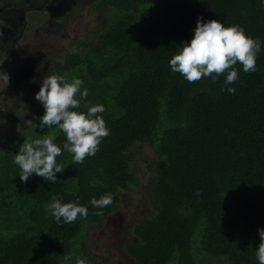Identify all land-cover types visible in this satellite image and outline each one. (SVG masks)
<instances>
[{"label":"trees","instance_id":"16d2710c","mask_svg":"<svg viewBox=\"0 0 264 264\" xmlns=\"http://www.w3.org/2000/svg\"><path fill=\"white\" fill-rule=\"evenodd\" d=\"M92 10L105 18L102 29L66 49L49 75L82 79L89 95L78 111L89 103L104 105L98 115L110 134L83 163L63 150L65 134L40 129L39 119L24 133L0 135V264L92 262L89 227L101 229L124 208L120 191L138 182L130 166L138 143L158 157L150 196L154 216L134 225L139 243L126 245L128 254L139 264H258L264 48L256 71L234 66L240 77L231 85L234 94L222 91L229 87L223 74L189 83L169 61L191 40L200 16L239 25L264 42V0H98ZM43 136L62 148L57 161L64 171L55 183L35 174L23 182L14 156L25 140ZM108 193L113 201L98 215L89 201ZM54 198L86 205L88 215L58 223L48 208Z\"/></svg>","mask_w":264,"mask_h":264},{"label":"clouds","instance_id":"9594fccd","mask_svg":"<svg viewBox=\"0 0 264 264\" xmlns=\"http://www.w3.org/2000/svg\"><path fill=\"white\" fill-rule=\"evenodd\" d=\"M193 36L190 41H185L178 54L169 61L173 72L179 73L189 83H194L202 78H211L216 81L223 74L225 85L222 91L235 93L236 88L231 85L239 80V70L234 67L238 63L243 66L244 72L256 71L258 53L264 48V42L259 38L248 36L245 29L239 25L226 26L218 19L205 21L203 16L197 18L196 27L192 30ZM25 58L24 67L28 64ZM8 76V75H7ZM9 78V77H8ZM83 80L73 77L66 78V74H51L46 76L40 90L36 93V100L40 101L45 111L39 117V128L61 130L66 140L63 150L73 154L75 163H83L86 157L95 156L104 137L110 134L106 121L102 115L105 111L102 104H85L86 111H78L81 101L86 100L89 90L83 87ZM34 122L27 120L26 125L31 126ZM19 127V124H16ZM13 135V132L9 133ZM62 155V148L54 142L51 136H43L32 140H25L14 156V163L20 169V180L27 182L34 174L43 177L49 183L58 180L57 173L64 171L57 157ZM201 190L196 191L199 196ZM113 201L111 193L104 194L100 198L93 197L89 201L95 207L98 215L103 214V209ZM56 221L71 223L78 216L88 215V206L81 205L76 201L62 202L60 198H54L48 205ZM119 208L117 213L121 211ZM109 221V218H108ZM105 226L99 229H104ZM142 220H138L137 223ZM137 223L130 224L128 229H133ZM261 243L256 247L258 264H264V227L258 229ZM133 240L119 246L125 257L133 264H139L138 260L125 250L130 243H139V239L133 234ZM88 263V262H86ZM77 264H85L81 258H77Z\"/></svg>","mask_w":264,"mask_h":264},{"label":"rangeland","instance_id":"374dc122","mask_svg":"<svg viewBox=\"0 0 264 264\" xmlns=\"http://www.w3.org/2000/svg\"><path fill=\"white\" fill-rule=\"evenodd\" d=\"M97 2L98 0H87L86 3L84 0H44V3L55 10L52 11V17L45 13L28 10L27 21L24 20L26 28L12 57L15 61L11 63V66L0 69V82L6 84L9 90L7 92L4 90V93L0 94V121L8 120L0 125V135H8L16 131L24 133V130L29 127L26 121L38 120L40 113L45 111L39 109L42 104L36 100V93L31 94L28 91L25 96L24 92L29 87L25 88L24 92L18 91L24 84L19 82L16 76L18 75L19 78L21 76L19 73L26 66L19 71V67L24 66L23 63H19L16 73H12L16 60L24 56L23 53L26 51H32L34 54L42 52V57L36 62L31 74L37 72V74L43 73L44 78L48 76L55 70L52 64L62 62V51L70 48L77 41L86 40L90 34L102 29L105 18H99L92 10ZM30 12L33 15L29 16ZM53 22L58 24V34L49 33ZM31 104L35 106L29 108ZM16 124H19L18 128ZM5 126H8L6 131L1 129ZM132 157L131 171L136 174L138 182L132 183L128 191L123 193H121L122 190L120 191L121 204L124 208L109 217L104 229L99 231L96 227H89L86 238L90 260H92L88 262L89 264L93 262L94 264H133L124 256L119 246L121 244L122 247L125 242L134 239L132 229H128L130 224L154 216L150 207V196L156 182L155 168L158 157L150 147L140 143L132 149ZM88 263L85 262V264Z\"/></svg>","mask_w":264,"mask_h":264},{"label":"flooded vegetation","instance_id":"af4514ba","mask_svg":"<svg viewBox=\"0 0 264 264\" xmlns=\"http://www.w3.org/2000/svg\"><path fill=\"white\" fill-rule=\"evenodd\" d=\"M84 2L86 3L87 0H84ZM28 10H30L31 12L45 13L50 17L53 16L52 11H55L54 8H51L46 3H44V0H32V2L31 0H24V1L0 0V29L1 31H6L7 34H10L13 37V40H11L10 37H7V39H10L8 40L9 41L8 43L0 44V69L1 68L5 69L11 66V63L15 61V59L12 60V57L15 54L14 50L18 45V43L15 40L22 35L23 30L26 28V22L24 20L25 18H27V14L29 13ZM31 12L29 16L33 15L31 14ZM63 24L64 23H62V27L64 28ZM57 28H58V24L53 22V25L50 28L49 33L58 34ZM63 52L64 51L61 52L62 55ZM41 53L42 52H38V54H34L32 53V51H26L23 53L24 56L21 57L26 58L28 64L34 63L36 65V62L40 61L39 59L42 57ZM58 64L53 63L52 66L55 67ZM14 65H18V64L15 63ZM34 67H31L30 65H26L25 68L24 66L19 67V71H21L24 68V70L19 73L21 76L18 78L19 82H22L24 85L21 86V89L18 91L24 92L25 88L29 87L24 92L25 96L28 91L31 92V94L33 92L37 93L40 90L41 83L44 79L43 73L37 74V72H34V74L33 73L31 74V71L33 70ZM4 90L6 92L9 91L8 88L6 87V84L0 82V94L4 93ZM39 109H44L43 105H41ZM4 122H8V120L6 119V121L5 120L0 121V125L4 124ZM7 128L8 126H5L1 129L6 131ZM13 133H17V132H13ZM8 135L3 134L1 136L4 138Z\"/></svg>","mask_w":264,"mask_h":264},{"label":"water","instance_id":"95a60500","mask_svg":"<svg viewBox=\"0 0 264 264\" xmlns=\"http://www.w3.org/2000/svg\"><path fill=\"white\" fill-rule=\"evenodd\" d=\"M31 2H32V0H31ZM25 21H27V18H25ZM7 37H10L11 40H13V37L10 34H7L6 31H1V29H0V44L1 43H8L9 42L8 40H10V39H7ZM21 37L22 36H20V38H17L15 41L18 43L19 40L21 39ZM24 61H25V58L21 57V58H18L15 63L16 64H19V62H20V63H23L24 64ZM16 71H17V65H14V68L12 69V73L13 72L16 73ZM16 79H18V75L16 76Z\"/></svg>","mask_w":264,"mask_h":264}]
</instances>
